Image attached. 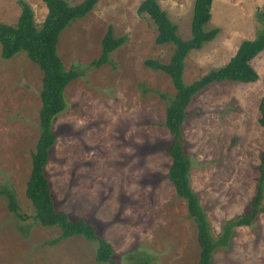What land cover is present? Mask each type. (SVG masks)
<instances>
[{
  "label": "rangeland",
  "instance_id": "rangeland-1",
  "mask_svg": "<svg viewBox=\"0 0 264 264\" xmlns=\"http://www.w3.org/2000/svg\"><path fill=\"white\" fill-rule=\"evenodd\" d=\"M20 1L0 0V23L18 22ZM24 1L41 27L46 5ZM65 1L77 5L84 0ZM143 1L100 0L61 34L58 53L67 70L87 69L100 57L110 26L116 38L126 36L127 42L112 53L110 64L87 70L68 86L67 109L54 125L58 139L46 173L57 209L95 224L112 245L116 264H197L196 224L168 179L171 136L164 126L168 100L163 96L174 97L176 90L170 77L144 64L150 59L168 63L173 47L156 44L155 26L137 13ZM195 1L158 0L183 40L191 38ZM233 1L237 4L225 7L232 0H215L213 21L204 29L218 25L222 37L237 48L246 36L256 39L261 33L262 19L256 14L264 9V0ZM212 47L208 43L190 53L186 84L224 67L234 52L229 48L215 58ZM258 57L251 63L257 82L210 85L192 99L183 126L193 162L191 186L214 237L225 222L248 211L257 191L264 148L259 124L264 52ZM42 80L25 53L5 60L0 47V185L15 191L24 216L11 213L7 199L0 197V264H106L96 262V244L83 237L50 245L61 230L33 219L26 188L40 136ZM212 264H264V213L256 226L236 229L229 246L214 253Z\"/></svg>",
  "mask_w": 264,
  "mask_h": 264
},
{
  "label": "trees",
  "instance_id": "trees-1",
  "mask_svg": "<svg viewBox=\"0 0 264 264\" xmlns=\"http://www.w3.org/2000/svg\"><path fill=\"white\" fill-rule=\"evenodd\" d=\"M46 5L47 15L41 27L35 21L31 6L24 0L20 1L21 15L15 25L0 23L1 56L10 60L20 53L37 65L43 74L40 93V136L36 149L32 154V168L27 182L26 196L35 211L34 221L45 228H58L61 235L50 241L55 246L73 237H83L96 244L97 263L116 264L113 262L114 249L103 239L95 224L83 219H71L59 211L55 204L52 185L46 173L50 154L57 142L54 125L67 109L66 90L75 80L85 77L87 70L99 69L111 63V55L127 42V37L116 38L113 27L110 26L102 40V52L87 69L72 67L67 70L58 53L61 34L73 23L84 19L94 11L100 0H84L80 4L70 5L65 0H40ZM213 0H196L191 22V38L183 40L178 34V26L172 22L158 0H144L137 13L146 16L157 31L156 44L170 45L173 54L168 63L158 60H146L145 66L154 71H160L170 77L176 90L174 97H163L168 100L164 126L171 136L167 154L172 160L168 179L173 184L176 194L187 204L188 216L197 228V241L200 247L197 264H212L214 253L219 248H225L231 243L236 229L253 227L264 213V148L260 154L258 166L259 177L257 191L250 203L248 211L224 223L222 233L214 237L208 215L200 202L199 195L191 186V171L193 162L186 150L184 123L188 118V108L192 99L210 85L224 82L250 84L259 80V75L252 67V61L264 52V9L256 15L262 19V31L252 41H244L235 56L224 67L212 69L206 75L192 84L184 81L186 60L192 51H200L205 44L214 41L220 30L215 28L206 31L204 27L212 19ZM259 124L264 128V97L259 104ZM8 201V209L18 218L24 219L20 213L17 196L13 189L0 185V197ZM148 262V261H147ZM143 264V263H142ZM149 264V263H145Z\"/></svg>",
  "mask_w": 264,
  "mask_h": 264
},
{
  "label": "crops",
  "instance_id": "crops-1",
  "mask_svg": "<svg viewBox=\"0 0 264 264\" xmlns=\"http://www.w3.org/2000/svg\"><path fill=\"white\" fill-rule=\"evenodd\" d=\"M263 3V2H262ZM237 3L236 2H234L233 0H232V2H227V4L225 5V7H231V6H233V5H236ZM243 3L242 2H240L238 5L240 6V5H242ZM214 5H215V0H213V7H214ZM213 7H212V11H213ZM213 14H212V19H211V21L210 22H212L213 21ZM212 28H217V29H220V33L218 34V36H217V38L214 40V41H212V42H210L209 44H213V47H212V50H214L213 51V54H216L215 55V58H217L219 55H220V53H223L224 51H228V49L229 48H231V49H233L234 48V52H233V55H231V59L235 56V54L237 53V51H238V48H239V46L243 43V42H241V43H239L240 45L236 48L235 47V44L234 43H232L229 39H227L226 37H222V33H221V28L218 26V25H215V24H212ZM248 38H254V37H251V36H246V39L247 40H245V41H252V40H254V39H248ZM206 45H208V43L207 44H205L204 45V47L206 46ZM203 47V48H204ZM202 48V49H203ZM201 49V50H202ZM200 50V51H201ZM210 56V55H209ZM259 57H256L254 60H256V59H258ZM230 59V60H231ZM229 60V61H230ZM228 61V62H229ZM227 62V63H228ZM226 63V64H227ZM225 64V65H226ZM222 67V66H221Z\"/></svg>",
  "mask_w": 264,
  "mask_h": 264
}]
</instances>
